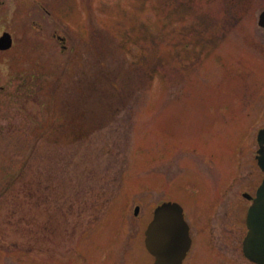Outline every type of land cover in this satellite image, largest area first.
Returning <instances> with one entry per match:
<instances>
[{"label":"rangeland","instance_id":"obj_1","mask_svg":"<svg viewBox=\"0 0 264 264\" xmlns=\"http://www.w3.org/2000/svg\"><path fill=\"white\" fill-rule=\"evenodd\" d=\"M33 1L0 0L15 39L0 53V264H153L162 201L189 217L185 264H252L250 203L239 185L221 197L236 143L215 121L264 126V0H243L246 30L227 38L229 0H50L39 31Z\"/></svg>","mask_w":264,"mask_h":264},{"label":"flooded vegetation","instance_id":"obj_2","mask_svg":"<svg viewBox=\"0 0 264 264\" xmlns=\"http://www.w3.org/2000/svg\"><path fill=\"white\" fill-rule=\"evenodd\" d=\"M49 2L50 0L33 1L34 9L35 8L37 9L35 10L36 12L34 11L35 12L34 16L31 17V23L33 25V28L36 29L37 31L42 29L46 16L47 17L51 16L50 11L48 10ZM226 4H227L226 6L227 8L225 7L224 9L223 7L222 12L224 13V21L225 20L227 21V25L225 24L223 27H221L220 28L221 31L219 33L222 34V38L223 37L227 38V36L229 37L231 35L230 33L234 29L239 30L240 32H244L246 30L245 23L243 22L251 12L248 5L252 3H248L243 0H229L226 2ZM262 13H264V10L260 13L259 17L261 16ZM50 18H48V20L45 23L49 22ZM218 27L219 26L216 27L215 25L213 28H218ZM5 31L6 30H4L2 34ZM54 38L63 44H65L67 40L65 36H61L58 33L54 34ZM245 41L247 42L250 41L251 44L254 45V40L252 39L251 35L250 36L246 35ZM255 45L260 48L259 52L262 53L264 52V47H263L264 43H261L260 41ZM241 51L247 52L246 50H241ZM249 53L253 54V52L251 51ZM253 56L255 55L253 54ZM1 90H3V88ZM218 109L220 108L218 107ZM227 110L229 111V108H227ZM223 114H228V118H226L224 115L223 116L224 119L220 122L219 120L218 121L216 120L215 124L218 125L219 123L223 122L225 128L228 130L229 135L227 137L231 139L233 136V141L236 144L233 146L232 154H234L233 156L236 157V160L232 162L230 165L232 171V178L231 179L229 178L225 182L224 190L221 193V197L223 198L222 200H227L232 195V192L234 190L233 187L235 185L236 186L239 185V189L241 190V197L243 200L248 201L250 203L249 207L252 206L254 201L259 200L264 202V126H260L256 129H252L253 128L252 125L261 123L263 118L258 115L256 116V118L250 121V120H246V116H243L242 114L237 115L236 112H230V113L225 112ZM218 115H220L219 112ZM195 147L196 149L202 148L201 146L198 145ZM230 168L228 169V172H230ZM249 168L253 169V171L250 173V178L246 181H243L242 180L243 171ZM213 175L214 173H211V178L209 180L210 182L212 179L215 180ZM184 214H185V220L190 228V238L192 240V243L183 264H185V262L187 261L195 242L192 233V226L189 222V217L185 209H184ZM151 221H149L146 230L148 229ZM246 221H247V215L245 218V225L247 227Z\"/></svg>","mask_w":264,"mask_h":264},{"label":"water","instance_id":"obj_3","mask_svg":"<svg viewBox=\"0 0 264 264\" xmlns=\"http://www.w3.org/2000/svg\"><path fill=\"white\" fill-rule=\"evenodd\" d=\"M264 27V13L260 18ZM12 47V37L6 33L0 38V51ZM139 213V208L136 214ZM248 235L244 242V253L256 264H264V202L254 201L247 218ZM192 240L190 228L185 220L183 208L172 202L157 207L154 220L146 232V247L155 257L154 264H183Z\"/></svg>","mask_w":264,"mask_h":264}]
</instances>
